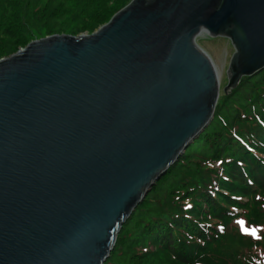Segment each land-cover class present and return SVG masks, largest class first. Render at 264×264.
I'll return each instance as SVG.
<instances>
[{
  "label": "water",
  "instance_id": "1",
  "mask_svg": "<svg viewBox=\"0 0 264 264\" xmlns=\"http://www.w3.org/2000/svg\"><path fill=\"white\" fill-rule=\"evenodd\" d=\"M264 69V0H130L91 33L0 58V264H104L152 185Z\"/></svg>",
  "mask_w": 264,
  "mask_h": 264
},
{
  "label": "trees",
  "instance_id": "2",
  "mask_svg": "<svg viewBox=\"0 0 264 264\" xmlns=\"http://www.w3.org/2000/svg\"><path fill=\"white\" fill-rule=\"evenodd\" d=\"M129 1L0 0V58L45 36L91 33ZM248 92L250 97L245 96L246 103L237 104L236 100ZM200 142L210 143V160L194 153ZM192 144L150 188L152 191L158 181L170 179L182 191L174 196L177 190L171 192L173 187L170 190L167 186L172 196L163 195L166 200L153 205L151 218L142 225L140 237L128 240L127 250L129 245L143 247L139 244L143 241L146 247L169 256L176 264H214L202 254L216 238L226 236L227 228L234 227L237 214L232 207L242 208L246 216L251 200L257 194L264 195V69L251 77H242L234 89L223 92L212 120ZM216 162L220 165L213 166ZM194 170L193 175L190 171ZM147 198L144 197L122 225L111 253L124 241L125 225L135 212L147 203L146 207L150 205ZM262 219L256 225L260 230L259 241L237 235L243 243L240 251L234 252L239 255L235 259L237 264H255L252 260L264 249L261 245L264 216ZM215 224H220L222 233ZM109 257L104 264L110 262Z\"/></svg>",
  "mask_w": 264,
  "mask_h": 264
},
{
  "label": "rangeland",
  "instance_id": "3",
  "mask_svg": "<svg viewBox=\"0 0 264 264\" xmlns=\"http://www.w3.org/2000/svg\"><path fill=\"white\" fill-rule=\"evenodd\" d=\"M96 30V29H95ZM94 30V31H95ZM87 33V32H84ZM82 34V33H80ZM88 34V33H87ZM196 44L203 49L210 59L212 60L216 72L218 74L219 79V100L221 96L223 95V88L227 85V68L230 61V58L234 52V48L232 47L230 41L225 37H205V36H197L195 37ZM23 48V47H20ZM19 48V49H20ZM7 57V56H4ZM2 57V58H4ZM243 91V90H242ZM241 94V92H240ZM248 94V97H250V93L244 94V97L240 100H236L237 104H240L242 102L243 104L246 103V95ZM234 99V98H232ZM240 101V102H239ZM230 109V108H229ZM233 110L230 109V111ZM195 140V139H194ZM193 143V141L191 142ZM190 143V144H191ZM190 144L186 147L185 150L188 149V147H192L193 144L190 146ZM189 148V149H190ZM188 149V150H189ZM212 148L209 142L202 143L200 142L198 147L195 149L194 153H197L198 155H201V157H204V160H210V154ZM193 153V155H194ZM192 155V154H191ZM209 155V156H208ZM194 157V156H191ZM209 164H206L205 166H208ZM220 163L216 162L213 164V166H219ZM192 170V169H191ZM200 171V170H199ZM194 175V171H190ZM194 178V177H193ZM153 186V185H152ZM169 186L170 190L171 187H173L171 192L174 190H177L178 186L176 185V182L174 180H165L164 181H158V183L155 185L153 190L151 189L148 191V193L145 195V197H148L150 201V205L146 207L147 204H145L143 207H140L138 212L132 216V218L127 222L125 225V234H124V241L122 240L120 244L117 246V249L115 252H112L110 255V262L107 264H113V263H122V264H136L138 261H142L141 264H176L173 263L171 258L169 256H166L165 254L161 253L160 251L156 249H152L150 247H146L147 243L139 242V244H143V247H137V246H130V249H126L125 244L128 242V240L136 239L137 237H140V229L143 224H145L152 216V209L155 207L153 205H157V201L164 202L166 199L163 195H171L169 193V189L167 188ZM182 189H178L176 192H174V196L179 192H181ZM169 199V198H168ZM242 201L246 202L247 200L245 198H242ZM252 205L249 208L246 216L243 214V209L239 207H232V210L235 214H237V217L234 219L233 222V228H227L226 236L224 238L218 237L216 238V241H214L211 245H209L207 251L202 254V257L207 258L211 263H227V264H237L235 260L238 254L234 253L235 251L238 253L240 251V248L243 246V243H240V239L237 237V235H240L241 237H248L249 239H253L255 241H259L260 239V230H258V227L256 226L261 221H263L264 216V195L257 194L252 200ZM203 205V204H202ZM205 208L206 206H202ZM257 214V218H254V216ZM216 229L222 233L223 229L221 228L220 224H215ZM230 225V224H229ZM140 232V233H139ZM234 235V236H233ZM264 237V235H263ZM245 240L244 238H242ZM124 243V244H123ZM264 242L261 243L262 246ZM146 247V248H145ZM149 248V249H147ZM147 249V250H146ZM146 250V251H145ZM149 252L147 255H144L145 253ZM139 254V255H138ZM255 264H264V249L259 252V254L256 257V260H252Z\"/></svg>",
  "mask_w": 264,
  "mask_h": 264
},
{
  "label": "bare ground",
  "instance_id": "4",
  "mask_svg": "<svg viewBox=\"0 0 264 264\" xmlns=\"http://www.w3.org/2000/svg\"><path fill=\"white\" fill-rule=\"evenodd\" d=\"M216 75H217V83H218V85H220L219 83V79H218V74H217V72H216ZM220 87V86H219ZM218 99H219V93H218V98H217V101H216V103L218 102Z\"/></svg>",
  "mask_w": 264,
  "mask_h": 264
}]
</instances>
